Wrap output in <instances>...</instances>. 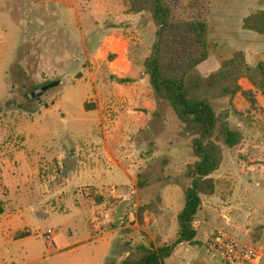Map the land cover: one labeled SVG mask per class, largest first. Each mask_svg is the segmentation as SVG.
I'll return each mask as SVG.
<instances>
[{"label":"rangeland","instance_id":"1","mask_svg":"<svg viewBox=\"0 0 264 264\" xmlns=\"http://www.w3.org/2000/svg\"><path fill=\"white\" fill-rule=\"evenodd\" d=\"M167 2L175 19H190L197 14L211 16L209 0ZM30 4L29 0L22 5L15 0H0V177L5 174L4 158L11 161V167L15 165L17 146H22L26 138L22 129L32 119V113H36L39 123L31 144L34 155L55 156L65 150L73 154L78 150L81 157L75 165L58 162L54 170L60 169L57 172L61 175L56 180H46L45 174L30 175L28 180L19 178L21 185L7 192L0 179V197L6 208L0 221V264H111L138 244L122 248L116 245L114 250L119 233L107 230L104 236L97 237L95 227L102 229L108 224L113 229L112 224L129 216L136 204L137 222L124 228L129 227L139 238L141 230L134 225L139 221L142 228L147 226L145 216L159 211L161 193L164 210L178 225L177 217L186 205L185 189L191 184L186 175L188 166L197 157L191 140L181 134V123L173 110L157 98L148 77L141 73L156 39L151 13L132 15L122 0L120 12L111 21L117 37L129 44L127 54L133 70L127 77L125 57L112 66L114 73L117 66L123 70L114 74L107 66L110 57L105 60L101 59L102 52L97 54L100 42L110 36L107 5H113L111 0H80L74 9L61 5L59 21L51 17L47 8ZM211 19L213 54L198 69L203 76L221 71L222 62L237 50L232 36L217 28V19ZM107 43L124 46L115 39L103 44ZM239 73L233 68L223 70L209 99L220 115L233 110V106L243 114L231 113L227 120L232 130L243 134L241 146L230 148L221 127L217 130L226 157V179L218 182L217 198L233 202L234 210L227 211L226 217L241 225V234L222 218L215 222L216 230L212 232L222 230L247 245H255L264 239V175L241 178L248 169L264 172V75L257 67L238 81L244 89L256 93L259 106L252 109L241 95L232 101L221 96L224 87L236 83ZM59 80L63 81L62 86L47 92L40 101L32 97L42 91L40 86ZM91 110H102L108 120L111 117L116 121L121 119L118 113L127 110L130 118L138 121L122 134L124 140L132 143L127 149L135 152L137 159L116 166L97 162L92 146L100 139L97 123L91 120L93 115L85 113ZM120 126L125 127V121ZM119 142L111 148L115 155L120 150ZM116 175L121 176V183L114 182ZM237 181H241V186L233 192L230 189ZM103 184L108 185L105 188L117 203L110 209L102 206L96 211L89 198L94 187ZM84 189L87 194L81 193ZM50 230L52 240L47 238ZM247 230L255 241H248ZM21 234L26 235L20 237ZM164 245L158 242L156 248ZM204 247L205 250L194 248V253L202 252L210 264H223L209 251L208 244ZM180 250L183 249L179 247L175 256H180ZM190 261L191 255L184 256L180 264Z\"/></svg>","mask_w":264,"mask_h":264},{"label":"trees","instance_id":"2","mask_svg":"<svg viewBox=\"0 0 264 264\" xmlns=\"http://www.w3.org/2000/svg\"><path fill=\"white\" fill-rule=\"evenodd\" d=\"M128 12L152 15L156 27V39L150 55L144 61V72L149 76L150 85L157 98L167 102L181 123V134L192 142L197 160L188 166L187 177L191 184L185 189L186 205L179 214V231L176 241L159 248L139 245L130 251L122 264H165L175 249L184 243L196 245V217L203 204V197L216 193L217 181L213 174L224 161L223 147L219 143V127L226 135L225 142L230 148L239 146L244 136L230 128L228 118L231 113L243 115L233 106L222 115L218 114L209 99L222 79V71H240L236 83L222 89V97L231 101L241 95L252 109H257L259 100L254 90H246L239 83L254 69L246 63L244 53L234 54L231 60L222 64L221 71L203 76L197 68L211 55L210 23L201 14L190 19H175L167 0H126ZM244 28L264 35V12H259L245 20ZM264 75V63L258 67ZM50 83L40 86L39 89ZM89 201L92 208H112L117 203L107 188L93 189ZM108 206V207H107ZM6 212L0 199V217ZM26 234H21L24 237Z\"/></svg>","mask_w":264,"mask_h":264},{"label":"crops","instance_id":"3","mask_svg":"<svg viewBox=\"0 0 264 264\" xmlns=\"http://www.w3.org/2000/svg\"><path fill=\"white\" fill-rule=\"evenodd\" d=\"M27 0H15L16 4H24ZM31 2L30 6H41L43 8H47L50 11L51 17H57V20L59 21L61 17V5H65L66 7L75 8L78 1L80 0H29ZM113 2V5H107V14H108V32H110V36H105L103 40L98 45V53L102 52L103 58L101 59H107L109 58V61L107 59V66L109 68V71L114 73L112 71V65L116 61L120 60L122 57H125L127 70L124 71V76H129L132 73L133 70V63L129 61L128 59V48L129 44L123 37H117L116 30L112 29V20L114 19V16L116 17L117 13L121 10V1L122 0H111ZM125 1V7L128 11V7L126 5ZM208 1V0H207ZM18 6V5H17ZM23 9V8H22ZM211 12V16H207L206 14L203 16L206 18L210 23V43H211V29H212V19H217L216 23H218L217 28L224 30L223 33L227 32L229 35L232 36V41L236 44L237 50H235L231 56L222 62V64L228 60H231L234 57L235 53L241 52L245 54L246 57V63L251 68L255 69L259 67L261 63H264V35L258 34L254 31L247 30L244 28L245 20L249 18L250 16L257 14L259 12H264V0H209V8ZM132 15H136L131 13ZM55 15V16H54ZM139 15V14H138ZM213 15V17H212ZM60 23V22H59ZM111 27V28H110ZM62 29H64L62 27ZM67 34V33H66ZM108 39H115L116 41L120 42L123 46V48L118 45L117 43H107L104 45L103 43L106 42ZM223 44V43H222ZM222 46L220 45V48ZM224 48V47H223ZM213 54V50L211 47V55L209 59L202 63L198 68L206 65L208 61H210ZM77 62H80V59H76ZM143 69H141L142 75L145 77H148V75L144 72V62L142 65ZM222 67V65H221ZM121 71H116L115 73H118ZM199 72V71H198ZM219 71L211 72V74L216 73ZM114 73V74H115ZM200 73V72H199ZM209 74V75H211ZM202 75V74H201ZM207 75V76H209ZM147 78V81L149 79ZM63 84V81H62ZM62 86V85H61ZM86 115H93L94 118L91 120L95 121L97 123V132L100 136L99 140H96L95 143H93V151L97 154L96 157H98L97 162L100 164L102 163H109L112 166L119 165L120 163H124L125 161L134 160L137 159V156L135 152L132 150H129L131 146V142H127L124 140L122 134L124 131H126L135 121V118L133 116H129L128 111L123 110V112L118 113V116L121 117L120 120L116 121L111 119L109 117V120L104 116L105 114L102 112V110H96V111H87L85 112ZM104 114V115H103ZM30 118L28 123L23 126L22 132H24L25 135V141L23 142L22 146H17V153L13 160V163L16 165H13L11 167V161L8 158L3 159L4 168H5V174L4 176H1L0 179L3 181V186L5 187V191L11 192L13 188L19 187L21 185V180L19 178L25 177L26 180H28L31 176H37L38 174L41 176L42 174H45V179H54L56 180L58 176L61 175L57 169L54 170L55 166L58 168V162L61 160L65 161V163L68 161L69 164L73 163L75 165V162L81 157L80 151L75 150L73 154H70L67 150L62 153H58L55 156H47L43 157L41 155H34L32 150V142H33V132L39 128V123L36 120V113L30 114ZM89 119V118H87ZM127 120V122H126ZM125 121V127L120 126V123ZM121 135V137L119 136ZM116 141H120L119 147L120 150L116 151V155L113 154L111 151L112 145L116 144ZM122 141V142H121ZM243 142V141H242ZM242 144V143H241ZM116 146V145H115ZM241 146V145H239ZM127 147H129L127 149ZM238 147V146H237ZM235 147V148H237ZM234 149V148H233ZM224 152V149H223ZM68 153V154H67ZM226 164V157L224 152V161L222 166L218 171H216L213 174V178L217 181V189L216 193L212 197H203V204L200 209V211L197 214L196 221L199 222V226L197 229V237L196 241L198 242L196 245L184 243L179 245L172 256L168 258L165 261V264H180L184 256L191 255V261L188 264H210V262H207L206 256L203 257V253L196 254L194 253V248L198 249H204L207 244L209 236L214 232L213 230H216L215 222H219V219H224L227 222L228 226L236 228L239 233L241 234V225L234 224L232 221V218L226 217V212L229 210H234L233 202H224V197L217 198L218 197V182L219 180L226 179L225 173L223 171L224 166ZM64 163L62 164V167L64 169ZM241 166V165H240ZM62 172V170H61ZM255 174L258 175H264V172H260L259 170H247V174L241 178V180L246 178L247 176H253ZM241 177V175H239ZM114 182L121 183L122 178L119 175H116L113 177ZM134 185L131 186L134 187ZM241 186V181H237L236 184L231 188L230 190L235 192L236 188H239ZM99 187H108V185H99L95 186L94 188ZM163 192V191H161ZM135 193V191H134ZM1 199V197H0ZM162 193L159 198V211L157 213L155 212L154 215L146 214L145 221L147 226L142 228L139 224V221L135 227L139 228L141 230V235L139 238H137L133 233L132 230L128 228H120L118 226V223L112 224L113 229L110 228V226L107 224L104 227L105 230H112L114 232L117 231L119 233V236L115 239V246L117 245L120 248H122L124 245L128 246L130 243H132L133 247L138 244L139 245H147V246H155L158 247V242L161 244H170L171 241H176L177 234L179 231V224L177 225L176 220H172L171 214L168 213L166 210H164L162 204ZM230 199V197H229ZM2 200V199H1ZM225 208H224V207ZM96 210V208H94ZM97 211V210H96ZM148 213V212H147ZM6 214V212H5ZM5 214L0 217V221L4 218ZM218 217V218H217ZM178 218V217H177ZM91 221L93 218L90 219ZM154 223V224H152ZM155 227V228H154ZM111 231V232H112ZM213 231V232H212ZM107 232V231H106ZM245 233H247L246 236L248 241H255L256 238L253 236H250L252 234L250 230H247ZM106 234V233H105ZM258 239V238H257ZM260 242V241H259ZM258 243V242H257ZM180 250V256H175V252L177 250ZM186 247V248H185ZM130 251L125 252L122 256L118 255V258H116L111 264H122V262L129 256ZM174 255V256H173ZM200 255V256H199Z\"/></svg>","mask_w":264,"mask_h":264},{"label":"built area","instance_id":"4","mask_svg":"<svg viewBox=\"0 0 264 264\" xmlns=\"http://www.w3.org/2000/svg\"><path fill=\"white\" fill-rule=\"evenodd\" d=\"M116 64L117 61L113 63V65ZM117 69L116 71H123L121 66H117ZM81 193L87 194V190L84 189ZM137 214L138 206L134 204L130 209L129 216L118 220V226L120 228L132 226L137 222ZM198 226L199 222H195L194 227ZM95 228L97 237L104 236L107 231L104 228ZM52 234L53 232L50 230L47 235L48 240H52ZM207 244L209 251L217 255L223 264H261L264 261V239L255 245H247L231 234L218 230L209 236Z\"/></svg>","mask_w":264,"mask_h":264},{"label":"water","instance_id":"5","mask_svg":"<svg viewBox=\"0 0 264 264\" xmlns=\"http://www.w3.org/2000/svg\"><path fill=\"white\" fill-rule=\"evenodd\" d=\"M61 85H62V81H60V80H59V81L52 82V83H50V84L44 86V87L42 88V91H41L40 93H38V94L33 93V94H32V97L36 98L37 101H40L41 98H42L47 92H49V91L52 90V89L58 88V87H60Z\"/></svg>","mask_w":264,"mask_h":264}]
</instances>
